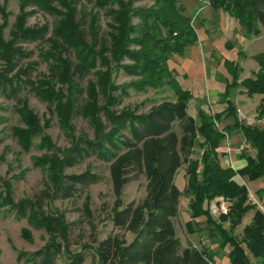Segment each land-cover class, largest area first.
Masks as SVG:
<instances>
[{
	"label": "trees",
	"instance_id": "trees-1",
	"mask_svg": "<svg viewBox=\"0 0 264 264\" xmlns=\"http://www.w3.org/2000/svg\"><path fill=\"white\" fill-rule=\"evenodd\" d=\"M84 1L92 5V12L102 11L109 20L104 35L98 33L100 27L97 28L95 13L83 12L77 18L78 0H19L20 4H30L53 17L51 30L47 25L24 27L22 24L14 25L8 41H3L0 34V58L5 63L0 73V95L16 101L20 117L28 116L24 110L25 99L19 97L22 90L28 89L62 119L64 129L71 117L79 115L93 130L92 139L82 135L71 137L70 147L60 156L57 150L48 156L52 186L43 192L45 198L48 202L71 200L100 183L101 174L91 169L75 175L63 173L94 158L107 165L114 195L110 215L114 233L94 241L95 264H220V252L226 248L229 251L223 256L229 264H264V212L249 201L244 184V181L261 183L254 193L264 208V125L239 120L229 98L230 91L236 88L244 89L248 97L264 95V52L254 57L259 66L257 73L242 82H238L237 64L225 60L223 66L230 81L220 93L219 105L223 109L215 113L199 109L195 119L187 113L190 92L176 82L168 66L172 57L184 55L198 40L187 8L178 0H154V7L148 9H133L132 0ZM206 3L237 21L245 38L260 35L264 27V0H206ZM134 18L136 25L132 23ZM83 22H88L87 32L81 26ZM37 42L48 44V49L41 51L39 57L48 63L49 71L48 75L31 80L29 72L36 63L25 66L19 63L31 56L22 45ZM100 62L107 66L112 62L138 79L117 86L109 72H99L93 74L95 80L82 86L85 77ZM57 81L68 86L67 96L57 91ZM165 84L171 85L175 101L165 100L146 112H139V107H121L123 98L129 96L128 90L145 93ZM257 118H264V97L257 109ZM225 119H230L231 124L219 128ZM230 132L241 134L248 147L240 154L246 165L239 170L221 161L226 156L220 151L221 146ZM12 134L18 145L29 151L40 130L36 128L21 136L20 130L14 128ZM42 142L48 150L54 149L48 138ZM196 147L201 151L199 159L192 158ZM184 166L187 186L182 192L175 184V176ZM141 176L146 180L144 198L123 203L124 187ZM4 191H8V185ZM183 194L191 197L188 231L193 232L194 220L204 218L207 238L217 250L182 247L174 219ZM217 197L235 201L228 215L220 216L223 221L229 220V231L217 224L209 212V202ZM6 200V212L48 235L42 248L30 254L19 253L18 261L84 264L86 247L76 253L69 250L68 225L58 215L53 216L49 207L50 214H45L36 201L13 203L9 197ZM83 204L88 217L87 195ZM249 211H254L253 218L238 240L231 230ZM126 235L132 236L130 241Z\"/></svg>",
	"mask_w": 264,
	"mask_h": 264
},
{
	"label": "rangeland",
	"instance_id": "rangeland-1",
	"mask_svg": "<svg viewBox=\"0 0 264 264\" xmlns=\"http://www.w3.org/2000/svg\"><path fill=\"white\" fill-rule=\"evenodd\" d=\"M178 3L187 8L186 13L191 20L192 26L196 29L198 40L194 46L186 50L184 55L172 57L168 62V66L173 71V77L176 82L191 94L187 113L193 117L196 116L200 107H203L205 111L212 110L211 104L208 103V92H206L211 87V70L217 71L216 76L224 89L229 77H227L228 72L223 67V63L225 60L234 62L240 71L238 82H241L240 79L245 76L241 69L242 62L246 60L245 57L264 52V30L261 28L262 33L259 36L245 38L244 30L237 21L221 10L211 9L207 5L206 0H178ZM131 5L133 9H148L154 7V0H132ZM76 7L78 19L81 18L83 12L95 13L97 16V28L100 27L98 33L104 35L109 20L103 15V12H92V5L86 3L84 0H78ZM53 23V17L44 14L30 4H20L19 0H0V34L3 41L9 40L10 32L15 27L14 25L22 26L23 24L24 27L47 25L50 31ZM132 23L136 25L137 19L134 18ZM87 24L88 22H83L81 25L86 32L88 30ZM22 48L30 52L31 56L20 62L19 66L36 63L33 70L29 72L31 80L48 75L49 65L39 57L41 51L48 49V44L46 42H37L22 45ZM4 64V60L0 58V73L4 68ZM99 72H109L114 84L117 86L127 85L138 79L137 76H130L123 70L118 69L112 62L108 66L100 62L98 67L85 77L82 86H85L87 81L94 79V73L97 74ZM109 73L107 74L109 75ZM63 83L57 81L55 88L67 96L69 89ZM238 89L243 90L242 88H237L233 90L234 94L232 93L229 96L234 102L236 101L235 98L239 99ZM128 91L129 96L123 98L121 107H129L131 109L139 107V112H146L150 107L165 100L175 101L176 99L171 85L167 84L162 88L148 90L145 93H137L133 90ZM232 95H234L233 99ZM19 97L25 99L24 110L28 112V116L24 119L22 116L20 117V113L17 111L16 101L0 95V264H28L25 259L18 261L17 255L19 253H34L48 241V235L43 230L33 228L26 220L18 221L11 213L6 212L8 208L5 203L8 201L6 200L8 197L13 203L23 200L36 201L42 206V211L45 214H50L47 210L49 207L53 211V216L58 215L68 225L67 239L69 250L72 253H76L86 247V250H84V264H95L96 258L92 250L95 245L94 241H101L114 233L110 223L114 195L107 165L96 161L94 158H90L73 168H67L63 171L65 175H75L91 169L92 172L101 174L102 181L88 187L77 198L71 200L57 199L48 202L43 194V192L52 186V168L48 156H51L55 150H57L58 156H60L63 150L70 147L71 137L77 138L82 135L92 139L93 130L88 122L79 115L71 117L69 125L66 123L65 126L67 128L64 129L61 124L62 119L54 112L49 111L47 104L35 97L28 89L22 90ZM258 100L259 98L252 100V109L250 106L248 114L246 113L248 117L243 113V109L238 110L236 108L237 117L244 123L264 125V118L258 119L257 111L254 110ZM99 104H102V100H100ZM21 107L23 106H19V108ZM222 127H225V125L220 124L219 128ZM14 128L20 130L19 135L21 136L36 130V128L40 130V134L33 140V145L29 151L23 150L18 145L12 134V129ZM43 138H48L54 149L48 150L47 145L42 142ZM199 141L201 140L199 139ZM235 146L232 140L230 142L228 138H225L220 151L225 152L227 156L229 149L232 147L238 154L243 149L248 150L243 145ZM200 153V149L196 147L192 158L199 159ZM226 156L221 161L222 164L227 166ZM244 182L248 188L249 201L257 204V207L264 212V208H262L254 193L257 188L261 187V183L256 187L254 185H257L259 181L254 183ZM4 183L8 185V191L6 192L4 189L7 188V185H3ZM175 184L182 192L186 188L185 166L180 168L175 178ZM145 186L146 180L144 176L131 181L123 189L122 202H137L143 199L146 192ZM86 195L89 209L88 217L84 212L83 204ZM223 198L217 197L210 201L208 209L213 220L229 231V220L223 221L220 216H227L235 201ZM190 199L191 197L186 194L181 196L179 212L174 219L176 235L182 247L193 246L198 249L207 247L208 249L217 250L216 245H213L207 238L208 232L205 230L204 218L194 220L192 226L193 232L190 233L188 231L186 223L191 220L189 210ZM221 200L227 202L225 214L220 210V203L218 201ZM48 203L49 206H46ZM253 215L254 211H249L244 215L240 224L231 230L238 240L242 238L243 230L251 223ZM196 221H198L197 224ZM125 238L127 241H130L132 236L126 235ZM228 251L229 249L226 248L220 252V264H229L223 256Z\"/></svg>",
	"mask_w": 264,
	"mask_h": 264
},
{
	"label": "crops",
	"instance_id": "crops-1",
	"mask_svg": "<svg viewBox=\"0 0 264 264\" xmlns=\"http://www.w3.org/2000/svg\"><path fill=\"white\" fill-rule=\"evenodd\" d=\"M264 30V28H262ZM262 31V30H261ZM262 33V32H261ZM244 51V50H243ZM256 55H251V56H246V60L244 62H242L241 64V69H242V72L244 73V77L241 80V82L245 79H248V78H253V75L255 73H257V71L259 70V66L258 64L255 62L254 60V57ZM224 67V66H223ZM217 72V71H216ZM216 72L211 70V87L209 90H207L206 92H208V98H209V101L208 103L211 104V107H212V110L211 112L212 113H215V112H218V111H221L223 109V106L219 105L220 104V93L224 91L223 89V86H221V84L219 83V80L216 76ZM241 72V73H242ZM227 77H229V79H227V81H230V76L227 74ZM220 84V85H219ZM225 88V87H224ZM237 89V88H236ZM233 90L235 89H232L230 91V95L233 93ZM239 92V99H236L235 97V102L232 101L230 99L231 102H233V104L235 105V107L239 110V109H243V113L245 114V116L248 117V112H249V107L251 106V109H252V100H254V98H259L258 102L256 103V106L254 107V110L257 111L260 103H261V100L263 99L264 95H254L252 97H248L245 92H244V89L241 91L240 89H238ZM241 92V93H240ZM234 94V93H233ZM233 96L232 95V99H233ZM230 98V97H229ZM213 108L214 111H213ZM200 109L204 110L203 107H200ZM247 113V114H246ZM195 119H197V114L196 116H193ZM240 120V119H239ZM242 121V120H241ZM231 124V120L230 119H225L223 120L222 124L224 125H227V124ZM245 124H248L245 122ZM227 138L230 140H232L233 142V145L235 147H237L238 145L245 147V148H248L245 143H244V140L241 136V134H237L235 132H230L229 135L227 136ZM241 154V153H240ZM240 154H238L235 149L232 147L229 149V152L227 153V156L225 157L226 158V164L227 166L231 167L232 169L234 170H239V169H242L243 167H245L246 165V161L242 158H240ZM180 171V169L178 170V172ZM177 172V174H178ZM176 174V176H177ZM175 176V178H176ZM260 183H257V185H254V186H258Z\"/></svg>",
	"mask_w": 264,
	"mask_h": 264
},
{
	"label": "built area",
	"instance_id": "built-area-1",
	"mask_svg": "<svg viewBox=\"0 0 264 264\" xmlns=\"http://www.w3.org/2000/svg\"><path fill=\"white\" fill-rule=\"evenodd\" d=\"M226 139H227V136H226ZM220 203V210L222 213H226V206H227V202L226 201H221L219 202Z\"/></svg>",
	"mask_w": 264,
	"mask_h": 264
}]
</instances>
